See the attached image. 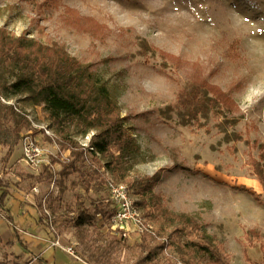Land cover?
I'll return each mask as SVG.
<instances>
[{"label":"rangeland","instance_id":"374dc122","mask_svg":"<svg viewBox=\"0 0 264 264\" xmlns=\"http://www.w3.org/2000/svg\"><path fill=\"white\" fill-rule=\"evenodd\" d=\"M0 26L64 47L106 81L140 152L123 179L102 170L128 185L142 216L167 239L164 247L155 239L157 248L143 261L148 253L138 244L142 239L118 240L106 220L77 231L76 207L82 201L92 209L103 201L110 209L108 189L86 192L70 183L80 180L75 173L60 194L59 174L47 166L34 171L23 155L20 186L11 176L13 161L1 150L0 193L10 192L11 200L20 193L23 209L34 206L27 221L44 227L43 240L88 262L94 247H102L109 264H210L192 250L207 234L230 264H264V0H0ZM211 87L234 100L231 108L212 102ZM1 97L29 115L23 133L32 121L57 132L42 105L7 90L0 94L6 104ZM33 130L47 161L67 152L58 139ZM86 134L75 139L87 142ZM22 140L14 156L22 152ZM148 182L165 207L188 215L190 223L147 215ZM2 214L0 264L36 263V254L26 257L21 247L7 244L16 236ZM56 235L72 252L53 245Z\"/></svg>","mask_w":264,"mask_h":264},{"label":"trees","instance_id":"16d2710c","mask_svg":"<svg viewBox=\"0 0 264 264\" xmlns=\"http://www.w3.org/2000/svg\"><path fill=\"white\" fill-rule=\"evenodd\" d=\"M4 90L9 91L10 95L24 94L31 104L42 105L50 125L57 131L62 150L70 149L68 159H52L53 163H61L59 179L56 181L60 194L69 189L68 181L75 173L80 176V180H72L70 183H78L88 192L104 187L108 189L109 179L102 168H107L116 178L123 179L134 166L140 145L125 125V116L117 97L106 81L91 70L89 64L72 56L64 47L45 44L25 34L15 35L5 26H0V94ZM210 90L215 93L212 102L231 108L230 102L234 103V100L227 93L217 87H211ZM4 118L11 121L12 125L6 126ZM29 125L24 112L18 111L14 105L0 102V144L6 149V157L12 155L23 139V129ZM91 130L96 131L92 137L94 151L87 155L88 149L75 136ZM143 188L151 196L149 201H145L151 206L147 215L157 220H180L179 225L190 223L188 215L176 214L162 204L159 196L151 191V183H144ZM6 197L7 192L2 190L0 212L12 222ZM81 197L78 193V198ZM104 202L110 205L106 199ZM75 210L77 213L72 220L77 231H88V227L93 226L97 220H106L108 223L112 212L111 207H104L103 201L96 202L92 209L84 207L81 201ZM14 233L16 240L23 244L15 228ZM202 239L203 243H197L198 247L192 248L194 252L207 256L210 264H230L222 246L214 238L202 234ZM154 240L150 233L142 235L138 244L148 253L143 261L149 259L157 248L151 244ZM12 243L7 242L8 245ZM164 244L162 241L163 247ZM89 262L109 264L104 261L102 247H94Z\"/></svg>","mask_w":264,"mask_h":264},{"label":"built area","instance_id":"2783aa9c","mask_svg":"<svg viewBox=\"0 0 264 264\" xmlns=\"http://www.w3.org/2000/svg\"><path fill=\"white\" fill-rule=\"evenodd\" d=\"M2 101L6 104H11V101L6 100L1 97ZM14 107L18 109L16 105ZM26 117L30 119L29 115L25 113ZM33 122V127L31 130L24 133L22 140V155L24 159L27 161L28 165L31 169L38 170L43 169L44 166L48 167V170L54 175L58 174L59 169L61 168V163L56 161L55 163L51 161H47L46 158V149L39 142V140L34 136L35 128L39 129L40 133L50 140L56 141L58 139V134L49 125L40 124ZM94 133L89 132L85 135L87 142H81L80 144L87 148V155L94 151V147L92 146L91 139ZM70 154V149H67V152L60 157L61 160L68 159ZM56 180L53 181L55 183ZM108 192L109 195L106 197V201L110 203L112 212L108 222V229L112 232L116 237L122 241H128L131 238H136L137 240L142 239V235L144 233H150L155 239H160L164 242L167 241L166 238L160 236L153 225H151L146 218H144L139 210L136 199L133 196L130 188L127 184L116 181L112 178L108 180ZM95 204H92V208H95ZM53 245L62 248L65 251L72 252L73 247H66L61 243V240L58 235L52 240ZM176 264H184L178 261Z\"/></svg>","mask_w":264,"mask_h":264},{"label":"crops","instance_id":"0c3cea01","mask_svg":"<svg viewBox=\"0 0 264 264\" xmlns=\"http://www.w3.org/2000/svg\"><path fill=\"white\" fill-rule=\"evenodd\" d=\"M1 150H4V148L0 144V151ZM15 150L13 151L12 155L9 158L10 160L13 161L11 163L12 168L10 172H11V176H13V181L19 182V185L22 186L23 185L22 183L24 182H22L21 179L22 175L21 172L18 171V169L24 163V160L22 158L20 160V156L22 155L21 154L22 152L17 156H14ZM10 184L12 185L13 182H11ZM9 194L10 192H7L6 206L10 210L13 220L12 222H10L7 218L6 220L9 222V224L13 225L11 226V228L14 227L17 230L19 238L21 239V241H23V244L26 247H24L21 242L13 238L9 240V241H13L11 246L15 248L21 247L20 249L21 254H23L26 257L29 255V253H33L34 255L36 254L35 258H37L38 261L36 263L34 262L33 264H91L87 260L71 257L70 255H68L59 248L51 247L48 242L43 240L44 238L43 236H45L44 227L42 229L40 225L37 224L31 225L27 221L28 218L30 217V212L33 211L34 206H31L30 203L27 201L29 205H25L26 207L25 209H23L22 204L23 202H26L25 197H23L20 193H17V196L15 198L16 200L13 199L11 200L9 198L10 197ZM22 200L24 201L22 202ZM2 218L0 219V221H2ZM12 233L13 232L11 231L9 232L10 236Z\"/></svg>","mask_w":264,"mask_h":264}]
</instances>
